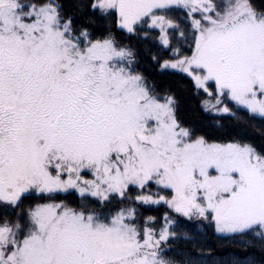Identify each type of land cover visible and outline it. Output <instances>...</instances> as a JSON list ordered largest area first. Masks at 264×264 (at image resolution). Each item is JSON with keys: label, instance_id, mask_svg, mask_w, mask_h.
I'll list each match as a JSON object with an SVG mask.
<instances>
[{"label": "snow or ice", "instance_id": "obj_1", "mask_svg": "<svg viewBox=\"0 0 264 264\" xmlns=\"http://www.w3.org/2000/svg\"><path fill=\"white\" fill-rule=\"evenodd\" d=\"M0 264H264V0H0Z\"/></svg>", "mask_w": 264, "mask_h": 264}, {"label": "trees", "instance_id": "obj_2", "mask_svg": "<svg viewBox=\"0 0 264 264\" xmlns=\"http://www.w3.org/2000/svg\"><path fill=\"white\" fill-rule=\"evenodd\" d=\"M209 242L210 243H214L215 242V239H214V237L211 236L210 232H209Z\"/></svg>", "mask_w": 264, "mask_h": 264}]
</instances>
